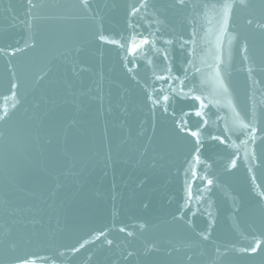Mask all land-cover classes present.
Here are the masks:
<instances>
[{
	"label": "water",
	"instance_id": "water-1",
	"mask_svg": "<svg viewBox=\"0 0 264 264\" xmlns=\"http://www.w3.org/2000/svg\"><path fill=\"white\" fill-rule=\"evenodd\" d=\"M224 2L147 0L133 16L141 0H89L87 9L33 0L40 6L30 14L27 0H0V49H23L0 54V108L9 113L0 121V264L32 255L56 264H264L239 251L264 239V29L256 26L264 3L245 0L225 22ZM193 32L195 44H185ZM139 33L155 34L172 76L183 77L189 59L200 69L189 81L208 104L207 125L193 99L171 95L167 112L153 108L148 93L167 67L159 52L146 45L132 56L98 40ZM253 113L256 143L244 144L241 121ZM178 122L199 130V163L196 139ZM225 124L231 140L210 139Z\"/></svg>",
	"mask_w": 264,
	"mask_h": 264
},
{
	"label": "snow or ice",
	"instance_id": "snow-or-ice-1",
	"mask_svg": "<svg viewBox=\"0 0 264 264\" xmlns=\"http://www.w3.org/2000/svg\"><path fill=\"white\" fill-rule=\"evenodd\" d=\"M28 3V13L30 14L31 11L34 8L39 7L40 5L38 4H34L33 0H27ZM80 3L87 9L89 7V0H80ZM176 3L178 6H184L185 0H176ZM262 3H264V0H262ZM237 6H246L245 4V0H225V2L220 6L223 10V17L225 19V22L227 20V18L230 16L231 12L233 11L234 8H236ZM147 8L148 4H147V0H141V4L140 7H133L130 15H136L139 11L140 8ZM248 24H253V20L249 19L247 20ZM259 28L264 29V24L261 23H257L256 25ZM154 33H150L149 35H144L143 33H139L138 36H132L129 37L125 43H121L120 40L117 39H109L107 36L103 35V34H99L98 35V40L105 42V43H109V44H113L116 45L120 48H126V51L131 54L132 56H135V54L138 51H142L144 49V47L146 45H150L156 52H159L164 61L167 63V67L165 69H163L162 71L165 72V75H155L154 76V83L158 82L160 84L159 88H153L151 92L148 93V99L151 101L153 108H155L156 106H159L163 112H167L168 111V102L170 100V96L171 95H179L182 98H189V99H193L195 101L198 102L199 107L195 110L194 115L201 117L203 119V123L204 125H207L208 121L207 119H205V112L203 111L204 109L208 108V104L205 103L204 98H202L201 95H196L195 91H196V86L191 84V82L189 81V70L190 69H194L195 72H199L200 69L198 67H196L195 63L193 62L192 59H189L187 62V67L184 70V76H172L171 72V62L169 59V53L166 50H162V49H158L155 48V44L156 41L154 39H150V36H154ZM193 39L189 40V41H185V44H191L194 45L195 44V36L196 33L193 32ZM162 43H164L165 45L171 44L172 41L170 40H162ZM29 45H25V47H28ZM181 47H183V44L181 45ZM244 52H247V44L245 43L244 45ZM17 51H23V49H12L11 51L7 50V49H0V54H3L5 56H14L16 54ZM190 53L192 56H195V47H192L190 49ZM245 59L247 60L248 57L245 56ZM125 60H127V57H125ZM129 72L132 71L131 68L128 69ZM218 72V69H217ZM248 72L251 74L253 72V69L251 67L248 68ZM13 79L10 81V94L15 96V89L18 88V82L14 79L15 77V73L12 72L11 73ZM217 78L219 79V76H217ZM173 81L176 82L175 86L173 84ZM185 81H189V83H185ZM166 85V87H165ZM220 87L221 89L226 93L227 89L226 87L223 85L222 81L220 83ZM185 89H187V91H185ZM153 93H158L157 96H153ZM228 107H234L233 105H231V103L229 102L228 105H226ZM15 107V106H13ZM8 111H6L4 108H0V121H4L8 118ZM221 117H218V119H220ZM242 127L244 129V133H245V139L242 141V143L244 144H248L249 142H251L252 145H255L256 143V132H257V128L255 126L256 124V120H255V113H253L252 119L249 120L248 123H243L241 121ZM178 126L181 128L182 131H186L189 132L190 135L192 137H194L196 139V145H195V153L196 155L193 157V159L199 163L200 162V156L199 153L201 152V149L203 148V143L200 140V133L199 130L197 131H192L191 129L186 127V122L184 123H179L178 122ZM223 136H212L210 137V139L213 140H218L220 141V143H226V141L224 140V136H227L229 138V140H231V130L229 129L228 125L225 124L224 128H223ZM234 146V145H233ZM248 155H251L253 157V159L255 158V151L254 149H252L250 152L246 150L245 152V159H247ZM239 158V154L237 153V159ZM232 167L236 166V159L232 160ZM196 171L193 170L192 172V177H193V181L196 178ZM204 179L207 180V184L211 185L213 183V181L211 179H207V177H204ZM258 195L264 199V192H260L258 193ZM189 197H191V190H190V185H189ZM121 231H124V229L122 228ZM129 235H131L132 233H128ZM105 233L101 232L99 236L96 237V239H100V236H104ZM205 239L207 237H204ZM254 239V243L250 244L248 247H244L239 249V251L250 255V256H262L264 257V247H262V245H264V239H257V238H253ZM109 245H111L113 243V241L111 240H107L106 241ZM85 245L84 244H80L79 248H74L71 251L73 252H78L80 250V248H83ZM58 255H63V253H59ZM129 256L133 255V253L129 252L128 253ZM37 261H45L46 264H56V259L49 257V256H28V257H20L17 258L15 261V264H37Z\"/></svg>",
	"mask_w": 264,
	"mask_h": 264
}]
</instances>
